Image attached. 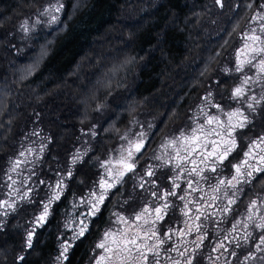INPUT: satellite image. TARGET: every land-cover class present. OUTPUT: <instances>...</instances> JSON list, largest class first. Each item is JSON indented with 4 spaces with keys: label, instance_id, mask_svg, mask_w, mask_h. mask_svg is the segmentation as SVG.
Returning a JSON list of instances; mask_svg holds the SVG:
<instances>
[{
    "label": "trees",
    "instance_id": "trees-1",
    "mask_svg": "<svg viewBox=\"0 0 264 264\" xmlns=\"http://www.w3.org/2000/svg\"><path fill=\"white\" fill-rule=\"evenodd\" d=\"M46 1L0 0V168L10 167V158L24 148L39 150L43 145L44 158H37L32 168L41 178L51 177L57 169L62 172L78 151L106 158L138 118L154 123L148 160L165 137L183 129L209 90L226 111L244 107L228 98L244 77L233 71L236 51L250 17L262 11L257 5L264 0H223V8L214 0H62L56 23L24 36L20 23L34 17ZM262 91L261 85L254 89L257 97ZM261 111L259 106L255 113L246 111L253 131L238 141L241 147L264 132ZM90 130L98 135L92 137ZM79 167L75 180L69 181L77 199L87 195L97 173L91 164ZM131 183L124 193L135 201L132 207H122L121 198H113L86 238L72 242L64 264H93L99 251L95 243L113 226L111 213L128 215L142 198L151 199L146 192L133 191ZM245 191L255 198L256 192L264 195V185L257 184L254 190L246 186ZM43 195L40 192L36 199ZM248 199L241 194L236 213H244ZM36 211L35 205L23 204L7 218L9 226L0 232V264H58L59 241L72 235L64 227L72 215L71 197L44 228L37 229L34 250L25 249L24 231ZM167 219L172 226L183 227L179 208ZM226 219L220 227L230 228L232 216ZM205 225L210 243L201 255L203 264H211L209 253L217 255L211 244L219 237L213 220ZM169 243L175 246L176 238ZM22 254L25 262L17 260ZM232 264L239 262L233 258Z\"/></svg>",
    "mask_w": 264,
    "mask_h": 264
},
{
    "label": "snow or ice",
    "instance_id": "snow-or-ice-1",
    "mask_svg": "<svg viewBox=\"0 0 264 264\" xmlns=\"http://www.w3.org/2000/svg\"><path fill=\"white\" fill-rule=\"evenodd\" d=\"M214 4L220 8L225 6L223 0H214ZM257 7L262 11L250 17L251 24L242 35L243 47L236 52L233 69L236 73H245L248 67L255 70V75L245 73L228 97L243 102V108L225 111L209 90L198 105L195 126L189 125L187 131L180 130L178 135L168 139L160 155L153 150L148 160L157 163L145 159L149 144L146 131L121 135L123 143L112 149L106 158L93 157L88 150L78 151L62 172L57 169L51 177L45 178L37 176L35 170L27 166L36 163L29 160V156L44 158L42 154L47 145L38 151L24 148L10 158V167L0 168V232L9 226L7 218L16 213L19 206L35 205L37 211L24 231V248L34 250L37 229L44 228L49 218L59 211L60 204L71 197L72 215L67 217L64 227L72 235L59 241L55 258L58 264H64L72 242L86 238L90 227L102 215V209L108 207L113 198L120 197L118 203L122 207H132L135 201L124 193L125 185L131 181L133 191L146 192L151 199L142 198L128 215L111 213L115 217L114 220L110 217L111 224L117 227L110 226L99 236L95 243L99 251L94 256V264H161L162 252L165 264H203L201 253L210 243L205 221L210 219L217 225L215 234L219 237L211 244V252L217 254L209 253L211 264H232L233 258L239 264H264V195L256 192L255 198H251V193L245 191L246 186L254 190L257 184L264 185V132L255 134L243 147L238 143L253 131L246 111L255 113L259 106L264 116V91L259 97L249 95L248 91L250 82L264 88V4ZM61 8L63 5L56 0L40 15L47 17L46 23H56L55 13ZM22 28L26 32L29 30L27 22ZM224 71L227 73L229 69ZM97 135L91 131L92 137ZM90 164L97 168L96 179L87 195L77 199L69 181L75 180L79 166ZM26 168L29 175L22 176ZM158 169L167 171L159 172ZM202 182L208 184V191ZM40 192H44L43 197L36 199ZM241 194L249 195L243 214L235 212ZM177 200L181 202L179 205ZM176 208L184 218L183 227H174L167 219L169 212ZM229 215L232 216L230 228L220 227L228 222ZM237 215L241 218L237 219ZM165 223L169 226L164 227ZM173 237L176 238L175 246L169 243ZM17 260L25 262L26 257L22 254Z\"/></svg>",
    "mask_w": 264,
    "mask_h": 264
},
{
    "label": "rangeland",
    "instance_id": "rangeland-1",
    "mask_svg": "<svg viewBox=\"0 0 264 264\" xmlns=\"http://www.w3.org/2000/svg\"><path fill=\"white\" fill-rule=\"evenodd\" d=\"M59 2L63 5L62 0H59ZM55 3H56V0H47L46 3H45V5L43 6V8H42V9H41V10H40V11H39L34 17H32V18H28V19L26 18V19H24V20L20 23V25H19V31H20L24 36H27V35H29L31 32L35 31L38 27H44V28H46V27L51 26L53 23H46L45 21L47 20V17H45V16H41L40 13H41L42 10H44V9H46V8H48V7H50L51 5H53V4H55ZM61 11H62V8H61L60 12L55 13V15L58 17V19H59L60 15H61ZM58 19H57V21H58ZM37 20H39L40 23H37V22H36ZM25 22H27V27H28V29H29L27 32L24 31V29L22 28V25H23ZM250 24H251V23H250ZM248 30H249V28H248ZM248 30H247V31H248ZM247 31H246V32H247ZM241 47H243V41H242L240 47L238 48V50H239ZM238 50H237V51H238ZM237 51H236V52H237ZM250 70H251V71H250ZM245 73H247L248 75H255V70L246 67V68H245ZM245 73H243V76H244ZM241 81H242V80H241ZM259 87H260V84H252V83L250 82V86H249V90H248V91H249V95H256V96H257V93L254 92V89L257 90ZM201 104H202V101H201L198 105H201ZM198 105L192 110V112H191V114H190V116H189V118H188L187 123L184 125L183 129H181V130H185V131H187L189 125H192L193 127L195 126V124H194L193 121H194L195 117L199 114V107H198ZM212 111H215V110H212ZM225 111H226V110H225ZM229 111H230V110H229ZM149 125H152V126L154 127V123H153L152 121H150V120L142 119V118L135 119L133 122H131L130 126H129V127H128V128L122 133V135H123V134H129V135H131L132 133H135V132H137V131H146V132H148V133L150 134V132L152 131L153 127L149 128ZM178 134H179V132H178L176 135H178ZM176 135L165 137V138L160 142V144L158 145V147H157V151H156V154H157V155H160L161 152H162V146H163V144H164L168 139H170V138H172V137H174V136H176ZM148 137H149V135H148ZM148 137H147V138H148ZM122 143H123V141H122L121 139H119V144H118V146H117L116 148H118L119 145L122 144ZM32 148L36 149L37 147H36V146H33ZM36 150L38 151V149H36ZM37 158H38L37 156H29V157H28L29 160H34V161H36ZM27 168H33V164H29V165L27 166ZM27 168H26V169L24 170V172L22 173V176H28V175H29V172H28ZM16 179L19 180V179H21V177H16ZM212 183H214V182H212ZM202 184H203L205 190L208 191V184H207V183H203V182H202ZM194 195H195V194H194ZM210 211H211V210H210ZM218 218H219V217H218ZM239 218H241V217L239 216L238 219H239ZM112 227H117V226H116V225H113ZM169 255H171V254H169ZM161 256L164 257V255H161ZM173 256H175V253H173ZM93 264H94V262H93ZM161 264H165V260H164V261L161 260Z\"/></svg>",
    "mask_w": 264,
    "mask_h": 264
}]
</instances>
